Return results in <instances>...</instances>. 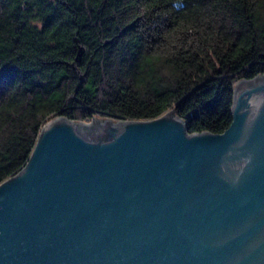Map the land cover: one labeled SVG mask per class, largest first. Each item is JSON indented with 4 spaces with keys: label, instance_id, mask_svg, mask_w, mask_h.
<instances>
[{
    "label": "water",
    "instance_id": "95a60500",
    "mask_svg": "<svg viewBox=\"0 0 264 264\" xmlns=\"http://www.w3.org/2000/svg\"><path fill=\"white\" fill-rule=\"evenodd\" d=\"M232 88L221 132L46 121L0 181V264H264V72Z\"/></svg>",
    "mask_w": 264,
    "mask_h": 264
},
{
    "label": "trees",
    "instance_id": "16d2710c",
    "mask_svg": "<svg viewBox=\"0 0 264 264\" xmlns=\"http://www.w3.org/2000/svg\"><path fill=\"white\" fill-rule=\"evenodd\" d=\"M264 72V0H0V181L54 116L221 132ZM88 111H87V110Z\"/></svg>",
    "mask_w": 264,
    "mask_h": 264
},
{
    "label": "rangeland",
    "instance_id": "374dc122",
    "mask_svg": "<svg viewBox=\"0 0 264 264\" xmlns=\"http://www.w3.org/2000/svg\"><path fill=\"white\" fill-rule=\"evenodd\" d=\"M91 121V119L90 120H85V122H90Z\"/></svg>",
    "mask_w": 264,
    "mask_h": 264
}]
</instances>
